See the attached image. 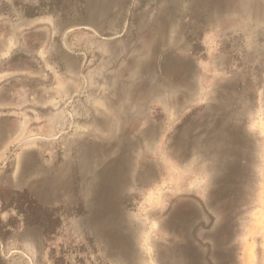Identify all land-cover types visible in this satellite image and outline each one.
Masks as SVG:
<instances>
[{"label":"rangeland","instance_id":"1","mask_svg":"<svg viewBox=\"0 0 264 264\" xmlns=\"http://www.w3.org/2000/svg\"><path fill=\"white\" fill-rule=\"evenodd\" d=\"M0 264H264V0H0Z\"/></svg>","mask_w":264,"mask_h":264}]
</instances>
